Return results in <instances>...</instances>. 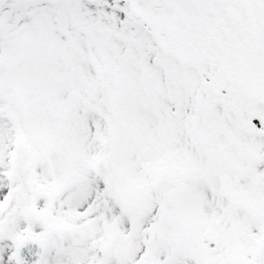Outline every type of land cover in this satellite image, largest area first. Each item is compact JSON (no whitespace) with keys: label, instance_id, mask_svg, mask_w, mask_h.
<instances>
[{"label":"snow or ice","instance_id":"obj_1","mask_svg":"<svg viewBox=\"0 0 264 264\" xmlns=\"http://www.w3.org/2000/svg\"><path fill=\"white\" fill-rule=\"evenodd\" d=\"M0 264H264V0H0Z\"/></svg>","mask_w":264,"mask_h":264}]
</instances>
